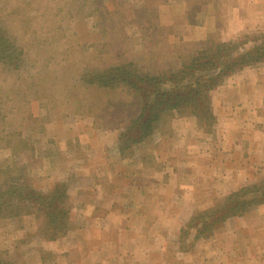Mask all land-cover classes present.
I'll use <instances>...</instances> for the list:
<instances>
[{
    "label": "rangeland",
    "instance_id": "rangeland-1",
    "mask_svg": "<svg viewBox=\"0 0 264 264\" xmlns=\"http://www.w3.org/2000/svg\"><path fill=\"white\" fill-rule=\"evenodd\" d=\"M232 4V0H0V37H7L15 58L13 64L0 62V186L12 181L25 188L23 195L49 194L56 184L63 183L68 189L71 211L68 229L57 238L46 230L45 219L36 213L41 212L37 205L32 208L36 212L28 215L21 211L25 208L22 203L15 208L13 217L0 218L3 260L10 264H74L73 247L77 245L73 241L77 237L73 230L81 228L82 223L72 222L74 203L77 207L79 204L72 202L71 197L79 189L78 184L91 189L89 182L77 183L75 176L78 181L89 180L88 168L94 169L92 163L99 156L103 159L104 152H114L121 160L144 159L146 164L159 169L160 165L153 162L154 154H158L160 161L169 160L171 164L174 156L177 161L186 159L180 152L172 151L175 146L200 148L217 144L221 137L216 138L215 133L216 111L223 110L226 115L238 112L240 107L224 105L223 101L221 104L220 100L236 101L240 97L247 101L259 96L252 88L254 82H264V63L234 68L237 70L211 92L216 120L212 133L200 129L194 116L172 110L163 116L152 134L123 153L121 137L129 134L132 121L141 114L142 97L131 86L105 88L98 81L103 73L128 65L138 76L131 83L139 85V77H159L178 71L184 62L212 44L264 33L248 28L236 31L240 23L231 21ZM257 93L263 94V89ZM140 94L144 95L142 91ZM188 122L193 124L196 135ZM183 127L186 129L182 130ZM186 174L192 176V170ZM219 175L215 178L229 180L232 172ZM149 176L141 175L135 184H143V188L150 190ZM102 177L95 174L93 181ZM263 181L264 160L258 159L243 185L235 191L217 192L210 206L194 212L225 204L232 193ZM176 187L160 186L158 206H166L169 188ZM156 193L143 194L131 202L130 208L137 204L151 211L157 205ZM121 202L124 198L114 204ZM259 209L264 206L243 216L218 221L212 231L200 234L197 240L195 233L185 236L181 232L191 217L177 232L170 231L172 226H168L161 243L168 244L170 257L172 250L191 254L198 244H211L216 232L233 219ZM151 221L145 219L148 228ZM156 223L155 218L154 226ZM83 225L87 232L89 224L85 221ZM126 235L128 240L134 239L130 232ZM120 238L124 239V234H117L116 243ZM57 241L62 249L55 248L53 243ZM78 258L79 263L85 261Z\"/></svg>",
    "mask_w": 264,
    "mask_h": 264
},
{
    "label": "crops",
    "instance_id": "crops-1",
    "mask_svg": "<svg viewBox=\"0 0 264 264\" xmlns=\"http://www.w3.org/2000/svg\"><path fill=\"white\" fill-rule=\"evenodd\" d=\"M232 1L231 21L240 23L236 31L242 32L246 28L264 30V0ZM252 89L259 96L246 99L249 102L240 100V97L236 101L220 100L221 104L240 107L238 112L226 115L223 110L216 111L215 133L216 138L221 137L217 144L209 143L200 148L189 145L173 147L172 151L185 155V160L177 161L174 156L170 164L169 160L160 161L158 154H154L153 162L161 167L156 169L144 159H136V162L121 160L114 152H104L103 159L99 156L92 163L95 168H88L89 180L82 178L78 181L76 175L77 183L89 182L91 189L78 184L79 189L73 199L71 197L72 202L79 204L77 207L74 203L72 222L81 220L82 223L81 228H76L78 231L73 230L77 237L73 241L77 245L73 247L74 264H264V209L233 219L216 232L211 244H198L191 254L172 250L170 257L168 244L161 243L168 226H172L170 231H179L198 213L194 212L196 209L210 206L217 192L223 194L227 189L229 192L238 189L251 174L256 160H264V82H254ZM260 89L263 94L257 93ZM187 126L192 127L190 130L196 135L193 124L188 122ZM206 140L209 141L208 136ZM130 168L133 171L130 172ZM149 169L151 173H148ZM191 170L192 176L186 174ZM229 172H232L229 180L215 178ZM95 174L103 177L93 181ZM143 174H149L152 179L150 190L143 188V184H135ZM166 184L177 187L169 188L166 206L160 207V186ZM150 192H157L156 207H151V211L137 204L130 208L131 202ZM120 198H124V202L114 204ZM81 203L83 207H80ZM144 218L152 219L149 228ZM155 218L157 223L154 226ZM85 221L89 224L87 232L83 225ZM153 226L155 232L151 235ZM129 232L134 236L133 240H128L126 234ZM118 233L124 234V239L120 238L116 243ZM53 244L55 248L63 247L60 241ZM48 248L53 249L52 246ZM78 256L85 261L77 262Z\"/></svg>",
    "mask_w": 264,
    "mask_h": 264
},
{
    "label": "trees",
    "instance_id": "trees-1",
    "mask_svg": "<svg viewBox=\"0 0 264 264\" xmlns=\"http://www.w3.org/2000/svg\"><path fill=\"white\" fill-rule=\"evenodd\" d=\"M13 55L7 37H0V62L13 64ZM258 63H264V33L242 36L230 43L212 44L208 50L200 52L189 62H184L178 71L159 77H139V85L131 83L138 76L135 69H128V65L103 73L98 81L100 86H131L143 100L141 114L132 121V127L127 130L129 134L121 137V152L146 139L157 129L164 119L163 116L172 110L180 115L194 116L200 129L212 133L216 120L211 108V92L238 68ZM141 91L144 95L140 94ZM1 174L0 171V176ZM23 189L25 188L20 184L12 181L0 186V218L13 217L12 214L22 203L27 210L22 208L21 211L28 215L36 212L32 208L37 205L41 212L36 213L45 219L46 230L54 238L62 236L68 229L71 217L67 186L63 183L56 184L49 194L23 195ZM216 206L194 214L181 232L185 236L190 232L195 233L194 239L197 240L200 234L212 231L218 221L224 222L228 218L243 216L251 209L264 206V181L259 185L243 187L228 196L227 203ZM0 264L10 263L0 256Z\"/></svg>",
    "mask_w": 264,
    "mask_h": 264
}]
</instances>
